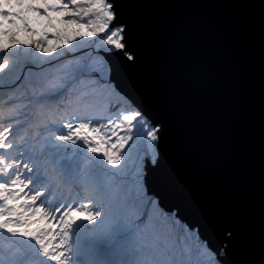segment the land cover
Instances as JSON below:
<instances>
[{"label":"snow or ice","instance_id":"snow-or-ice-1","mask_svg":"<svg viewBox=\"0 0 264 264\" xmlns=\"http://www.w3.org/2000/svg\"><path fill=\"white\" fill-rule=\"evenodd\" d=\"M0 83V264H264V0H0Z\"/></svg>","mask_w":264,"mask_h":264},{"label":"water","instance_id":"water-1","mask_svg":"<svg viewBox=\"0 0 264 264\" xmlns=\"http://www.w3.org/2000/svg\"><path fill=\"white\" fill-rule=\"evenodd\" d=\"M149 182L156 186V181L152 174H149ZM165 202L171 206L176 207L177 212H183V214L190 220L195 219L194 208L186 201L181 199L174 191L164 192ZM178 206V207H177ZM207 235V233H206ZM218 239L214 238V243H218Z\"/></svg>","mask_w":264,"mask_h":264},{"label":"trees","instance_id":"trees-1","mask_svg":"<svg viewBox=\"0 0 264 264\" xmlns=\"http://www.w3.org/2000/svg\"><path fill=\"white\" fill-rule=\"evenodd\" d=\"M3 87V85H2V83H0V88H2ZM3 99V96L2 95H0V100H2Z\"/></svg>","mask_w":264,"mask_h":264}]
</instances>
